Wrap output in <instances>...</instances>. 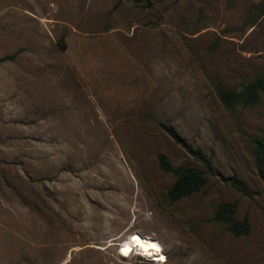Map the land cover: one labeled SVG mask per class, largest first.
I'll list each match as a JSON object with an SVG mask.
<instances>
[{"label":"rangeland","instance_id":"374dc122","mask_svg":"<svg viewBox=\"0 0 264 264\" xmlns=\"http://www.w3.org/2000/svg\"><path fill=\"white\" fill-rule=\"evenodd\" d=\"M263 3L0 0V264H158L119 256L133 234L159 242V264H264V97L216 96L264 78ZM187 147L217 175L169 201L156 156L202 168ZM224 201L248 234L212 219Z\"/></svg>","mask_w":264,"mask_h":264},{"label":"trees","instance_id":"16d2710c","mask_svg":"<svg viewBox=\"0 0 264 264\" xmlns=\"http://www.w3.org/2000/svg\"><path fill=\"white\" fill-rule=\"evenodd\" d=\"M260 11L264 13V3ZM7 58H11V55H5L0 59ZM216 96L225 108H232L236 105L255 104L261 97H264V78L257 77L250 81L239 83L237 86L229 89L218 88L216 90ZM158 124L175 141H178L176 135L169 127H166L162 123ZM188 152L194 160L201 164L202 168L188 164L172 167L164 154L159 153L156 156L159 168L173 175V181L166 189V195L169 201H176L201 190L206 182L205 173L217 175V171L211 165L207 155L198 149L188 148ZM251 154L256 174L264 182V130L253 139ZM220 180L241 194L249 195V192L240 180L234 177H220ZM235 205V201L219 202L212 212V219L219 222L233 236L246 235L249 233L247 217L236 218L234 216Z\"/></svg>","mask_w":264,"mask_h":264},{"label":"bare ground","instance_id":"6f19581e","mask_svg":"<svg viewBox=\"0 0 264 264\" xmlns=\"http://www.w3.org/2000/svg\"><path fill=\"white\" fill-rule=\"evenodd\" d=\"M150 237V236H149ZM152 238V237H150ZM149 238H144L138 234H133L130 238L123 242L118 253L119 256L125 257L127 254L132 252V250L141 251L143 255H147L150 261L159 262L163 259L164 255L161 250V245L157 240ZM165 259V258H164Z\"/></svg>","mask_w":264,"mask_h":264},{"label":"built area","instance_id":"2783aa9c","mask_svg":"<svg viewBox=\"0 0 264 264\" xmlns=\"http://www.w3.org/2000/svg\"><path fill=\"white\" fill-rule=\"evenodd\" d=\"M130 254L137 255V256H140V257H144V256H145V255L142 254L141 251H140V252H139V251L137 252V250H135V249L132 250V252H130V253L127 254L126 256H129ZM146 256H147V255H146ZM146 256H145V257H146ZM164 258H165V257H163L162 260H160L159 262H156V263H158V264H159V263H163V262H164Z\"/></svg>","mask_w":264,"mask_h":264}]
</instances>
